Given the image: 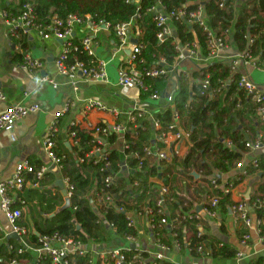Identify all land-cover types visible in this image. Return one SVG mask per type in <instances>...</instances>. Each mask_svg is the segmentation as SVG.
Returning <instances> with one entry per match:
<instances>
[{
  "label": "trees",
  "instance_id": "trees-1",
  "mask_svg": "<svg viewBox=\"0 0 264 264\" xmlns=\"http://www.w3.org/2000/svg\"><path fill=\"white\" fill-rule=\"evenodd\" d=\"M29 1L34 7V12L39 22L48 23L52 16L66 18L70 14H92L95 19H103L115 25L129 21L134 18L137 24L143 30L142 41L144 49L141 55L146 58L147 66H160V58L163 57L168 67L175 64L180 53L176 49V43L173 37L169 36L164 42H159L157 33L160 30L154 15L147 9L155 3V0H22L21 5ZM196 0H164L167 10H173L174 7H182L187 2L189 9L196 5L192 3ZM192 3V4H191ZM206 12L209 16V25L218 35H224L226 29L232 32L231 38L234 40L239 51L250 50L253 55L264 59V0H241L238 9L227 7L218 8L213 2L206 4ZM172 24L176 29L178 39L182 43L197 41L200 48L206 56L208 53L206 34L198 23L189 25L186 20L173 18ZM250 38L253 42H250ZM228 40V36H227ZM79 39L75 40L78 48L72 50L67 61L72 63L77 60L85 62L86 65L95 67L96 58L88 55L82 48ZM204 74L201 72L192 73L189 79L181 74L179 77V87L176 90V108L182 118L189 124V132L193 141V146L189 152L181 159L174 158L161 173L162 164L155 162V166H149L147 161L142 169H138L139 158L128 156L138 152L144 156V148L151 144L154 135L158 132L153 128L151 121L145 114L136 118L134 122L128 124V131L124 137L128 141L129 147L123 151L116 147L119 135L111 134L101 136L98 139L92 133V129L83 126L80 122L69 126V133L75 131V140L78 145L68 147L63 139L60 140L59 127L62 125L65 114L58 116L55 133L54 153L59 157L64 178H68L74 185V191L70 199V205L67 208L57 206L62 202L63 196L59 187L53 186L52 189H23L18 192L16 206H20V201L25 200L31 203L37 200L40 211L34 217L33 225L36 233H29L26 239L37 245L40 243L39 236L59 232L67 237H74L88 242L94 239L97 242L108 243L116 241L117 236L126 239L128 235H138V230L128 224V216L131 212H145L144 208L152 209L155 215V236L169 246L173 245L175 240L181 245L183 251L190 250V253L196 257H202L206 251H198L199 245H204L210 250L209 255L213 258L231 260L235 257L237 248L221 241L215 235L205 231L209 228L206 219L195 217L196 202H200L206 188L202 185L194 186V195L184 196L181 194L178 186L179 176H187V169H203L205 175L203 180L214 173H223L229 171L234 162L241 157V151L244 148L245 134L243 129L250 128L252 131L258 129L254 122L257 116V104L248 101L241 91L242 104L237 100L231 99L238 85V74L231 72L230 67L225 62H215L205 67ZM209 76L213 85H217L221 80L233 79L230 87L224 90L220 96L208 98L202 94V86L197 82V78ZM169 76L149 77L146 83L149 85V91H142L144 95L150 96L153 92L164 93L168 86ZM194 81L191 83V81ZM162 124V130H168L173 122V110L170 107L164 108L155 114ZM240 122V124L238 123ZM227 136L231 138L237 150H230L220 137ZM101 147L103 155L91 154L95 147ZM106 157V159H104ZM83 159V161H81ZM110 165L107 166V162ZM261 167H264V153L259 155ZM127 163L128 169H125L123 163ZM35 165V164H33ZM41 163L35 165L39 169ZM160 168V169H159ZM119 173V176L113 184L106 186L105 178L109 175ZM35 174V175H34ZM167 185L170 192L161 193V185L150 181V178L159 177ZM31 179L41 186H46V179L50 176L45 173L42 178H38L36 173L30 174ZM193 179V177L191 176ZM181 180V179H180ZM137 184L135 185V183ZM185 187H190L185 183ZM52 187V188H53ZM260 191L264 193V184H260ZM95 189L96 194L108 192L114 196L113 203L104 208H95L91 202L89 193ZM222 195L220 201L221 209L228 212L227 204L231 202L230 195H223L222 192L215 190ZM166 198L165 205L157 204V197ZM201 198V199H200ZM54 213L45 217L44 214ZM261 214V211H257ZM163 217H179V223L175 226L159 227L158 222ZM109 223V226L107 225ZM116 227V232L112 226ZM202 226L203 231L200 230ZM208 230V229H207ZM191 232L188 237L187 232ZM201 233L199 236L198 234ZM176 234V236H173ZM15 243L12 249H9V243ZM19 244L11 239L9 242H0V264H10L15 258L30 257L29 254H19L17 252ZM137 249L126 252L127 260H132ZM143 255H147L143 253ZM72 259V256H71ZM90 256H74L73 264H93L90 262ZM264 256L250 260L248 264H262ZM44 264H51L50 258L43 260ZM95 264H100L97 261ZM159 264H174L170 261H160Z\"/></svg>",
  "mask_w": 264,
  "mask_h": 264
},
{
  "label": "built area",
  "instance_id": "built-area-1",
  "mask_svg": "<svg viewBox=\"0 0 264 264\" xmlns=\"http://www.w3.org/2000/svg\"><path fill=\"white\" fill-rule=\"evenodd\" d=\"M134 2L136 0H128ZM246 1V0H245ZM248 1V0H247ZM250 1V0H249ZM213 2L218 8L225 9L227 7H233L238 9L241 0H196L193 1L196 6L195 10L187 11L189 9L188 2L182 7L171 8L173 10L168 11L167 6L164 4V0H155V3L151 5L147 11L154 15L160 30L157 33V39L159 42H164L169 36L173 37L176 43V49L179 51L182 57L190 59H202L204 58L208 62V66L217 61L220 53L232 45V32L226 29L225 36L218 35L215 30L209 25V16L206 12V4ZM191 3V4H192ZM3 16L12 37L21 38L27 36L32 32H37L43 39H60L63 43V51L55 60V66L58 72L67 77L70 83L76 88V82L78 78H84L86 80L95 79L101 80L107 77V70L105 62L97 57V51L101 47V36L102 32L110 31L114 34L118 48L125 49L129 47V52L126 53L123 63L118 67V75L120 84L127 88H137L141 91H149V85L146 83V79L149 77L155 78L159 76H168L174 68H178V63L171 67H168L165 62L166 60L160 58V66H147L146 58L141 55L144 49V43L142 41L143 30L134 18L129 21L119 23L114 27L103 19L97 20L92 14H70L66 18H59L57 15L52 16L51 21L48 23L39 22L34 12V7L31 2L25 1L21 5V11L18 15L10 14L7 11L3 12ZM173 18L186 20L189 25L198 23L206 34L207 50L208 53L205 56L200 48V43L197 41L182 43L178 39L176 29L172 24ZM228 36V40H227ZM79 39L82 48L88 55L96 58L97 65L91 67L85 64V62L77 60L69 63L67 61L69 54L72 50L77 49L78 46L75 40ZM250 42L253 39L250 38ZM129 45V46H128ZM250 65L257 69L264 70V59H260L259 56L253 55L250 50L238 51L234 56L231 57V63L229 65L230 70L234 74H238V85L235 88V93L231 95V99L237 100L240 106H243L242 97L239 95V91L243 93V96L251 103L257 104V118L261 124H264V90L261 89L250 77L248 73L240 72L238 68L241 65ZM21 67L24 70H37L43 68V62L34 57L29 51H26L23 56ZM207 67V66H206ZM205 67L199 69L198 72L204 74ZM182 74L187 78H192V73L186 70L182 71ZM42 81L53 83L55 87L58 84L53 79H49L47 76L41 78ZM197 82L202 86V94L207 95L208 98H215L220 96L228 87L231 86L233 79L221 80L217 85H213L209 76L204 78H197ZM77 89V88H76ZM176 91L169 93L166 98L168 105L167 107L173 110V122L170 124V128L162 130V124L158 118L152 116L149 119L153 125V128L158 132L154 135L151 144L144 148V156H140L138 152H134L131 155L125 154V159L128 156L138 157L139 165L138 169H142L147 161L149 166H155V162L162 164L161 173L166 169L165 167L173 162L174 158H183L193 146V141L190 136L189 130L183 128L182 116L176 108ZM165 95L158 91L153 92L150 97L159 99ZM6 99L5 93L0 91V101ZM75 106L73 101H69L65 104L64 112L59 113L53 123L49 126L48 132L44 139L45 147L48 149L49 157L51 160L58 164L60 159L53 151L55 146V133L58 131L57 122L58 116L69 111ZM40 105L38 103L33 104H10L3 111L0 112V131L3 129L13 130L17 122L27 117L31 113L39 111ZM91 110H98L102 112H108L112 116H118L121 111L117 108H110L101 101L88 100L82 113L85 115ZM144 113L140 111L133 112L130 116V122H134L137 117L142 116ZM146 115V114H145ZM78 121L73 120L72 125H75ZM125 126L121 123L114 122L111 125L99 123L95 126L89 125L92 129V133L98 139H103L101 136H108L111 134H122L125 135L128 131V124ZM245 134L244 148L241 151V157H239L229 171L223 173H214L204 179L205 172L203 169H187V173L194 178L196 185H202L206 188L203 202V209L200 212H196L195 217L202 218L203 215L207 218H218L224 210L221 209L220 201L222 195L215 192L218 190L223 195H230L231 202L227 204V208L231 212V215L236 223L242 225L246 231L240 235L239 247L236 255L232 260H235V264H248L250 260L258 258L257 251H249L248 248L253 247L255 242L253 238V232L256 231L258 236V242L264 244V193L258 189L252 183H249L251 177L261 175V183L264 184V167H261L259 161V155L264 150V131L257 129L255 132L250 128L243 129ZM71 139V146L78 145V141L74 139L76 133L71 131L69 133ZM220 140L230 150H237L235 142L227 137L219 135ZM128 141L123 139V145L121 150L128 148ZM187 152V153H186ZM91 154H97L102 156L101 147H95ZM106 159V157H104ZM83 161V159H81ZM107 166L110 165L108 161ZM123 166L128 169L127 163L124 162ZM159 168V169H160ZM46 166L42 165L39 169L35 167L28 160L20 161L16 164L13 175L6 180L0 181V208L4 211L10 225L11 231L20 238V245L17 248L19 254L26 253L29 249H34L38 252L39 257L36 259L34 264H44L43 260L50 258L51 264H73L74 256H90V262L95 264V257H98L100 264H159L160 261L169 258L168 253L172 252L174 248L180 249L181 245L178 240L173 242L172 246L162 242L160 238L155 236V215L152 209L144 208L145 213L148 215L149 228L156 241L157 250L146 251L137 248L138 237L134 235L126 236V244L113 243L111 246L104 247L102 249H90L86 245L90 242H94V239H89L88 242H84L81 239L74 237H67L59 232H54L48 235L39 236V244L29 242L26 236L30 230L26 224L23 223L22 218L24 214L23 205L25 201L21 200L20 206H16L17 195L25 185V174L36 173L38 178H42L46 173ZM130 172V169L127 170ZM163 174V173H162ZM160 174L159 178H162ZM195 174L198 176L196 177ZM119 176V173L109 175L105 178L106 186L113 184L115 179ZM196 177V178H195ZM66 184L67 197L71 199L74 185L69 181L68 178H63ZM150 181L155 182V177H151ZM137 182L135 183V185ZM250 189L249 194L247 193ZM235 191L239 192L238 199L233 198ZM170 189L167 185L161 183V193L167 194ZM97 198V208H104L106 205L113 203L114 196L108 192L100 194L94 193ZM166 198L162 195L157 197V204L159 206L165 205ZM261 211V214H257V211ZM252 211L256 212V216H252ZM142 212H131L128 216V224L134 226L137 229L138 223L136 216ZM202 213V215H201ZM179 217L173 219L163 217L158 222L159 227L175 226V223H179ZM109 226V223H107ZM114 232L116 227L111 225ZM200 230L203 231L202 226ZM191 236V232L186 233ZM199 236L201 233L198 234ZM173 236H176L174 234ZM96 242V241H95ZM135 244V247H132ZM198 251H206L203 256H210V250L206 249L204 245H199ZM132 249H137L138 252L133 255L132 260H127L126 252ZM190 252V250H188ZM146 253L147 255H143ZM72 256V259H71ZM212 257V256H211ZM25 260L15 258L10 261V264H22ZM180 264H206L198 259L189 260L185 263ZM211 264V263H208ZM264 264V261L263 263Z\"/></svg>",
  "mask_w": 264,
  "mask_h": 264
},
{
  "label": "crops",
  "instance_id": "crops-1",
  "mask_svg": "<svg viewBox=\"0 0 264 264\" xmlns=\"http://www.w3.org/2000/svg\"><path fill=\"white\" fill-rule=\"evenodd\" d=\"M21 2L22 0H0V91L6 95V99L0 101V112L10 104L19 103H38L40 109L17 122L13 130L9 131L3 129L0 131V181L9 179L14 173L16 164L20 161L26 159L35 165L41 163V166H46V173L50 174L46 179L47 185H39L34 182L33 178L31 179L32 175L30 174L33 173H26L23 189H52L55 192L57 190L53 186L59 187V191L63 196V203L61 202L57 206V211L60 208L62 209L66 203L67 195L64 194L66 184L63 180L64 174L62 167L54 163L49 157L44 139L49 126L53 123L57 115L65 111L64 108L67 102L73 101L75 106L64 113L66 116L62 125L59 127V133L60 140L63 139L65 144L71 147V137L68 129L69 126L72 125L73 120L89 128V125L95 126L99 123L111 125L114 122L121 123L125 126L129 123V115L136 111L143 112L146 114L147 118L152 119V116L167 107L168 102L166 96L178 89L179 77L182 71L186 70L189 73H196L202 67L208 66V62L204 58L190 59L179 55L176 60L179 65L178 68H174L168 75V86L165 95L159 99H154L144 95L140 89L127 88L120 84L118 67L123 63L126 53L129 52V47L125 49L118 48V42L114 34L110 31H106L100 34L102 43L97 51V57L105 62L107 77L101 80L78 78L76 89L74 88L75 84L73 85L67 77L61 75L55 66V60L63 51L62 40L55 38L43 39L35 31L21 38L11 36L3 12L7 11L10 14L18 15L21 11ZM26 51H29L34 57L39 58L43 62L42 69L28 71L21 67L23 56ZM238 51L239 49L232 39L231 47L222 51L216 62L222 61L230 64L231 57ZM238 70L248 73L252 80L264 90L263 69H257L248 64H243ZM43 76L53 79L54 82L58 84V87H55L53 83L42 81L41 78ZM94 99L101 101L110 108L119 109L121 114L112 116L108 112L91 110L84 115L82 109H84L86 102ZM254 122L257 124L258 129L264 131V124L258 121L257 116L256 118L254 117ZM238 123L240 124V122ZM181 124L183 128L189 130V124L186 119L182 118ZM123 139L124 136L120 134L116 147L122 148ZM262 153H264V150ZM178 178L179 181L175 185L178 186V189H181H179L181 194L184 196L194 195V186H199L194 182V178L192 179L191 175L188 173L187 176L180 175ZM61 181H63V186L61 185ZM261 181V175H256L251 177L249 183H252L254 187H259L260 184H262ZM155 182L159 185L163 183L159 177H155ZM185 183L190 187H185ZM249 191L250 189L247 191L248 194ZM94 193L95 189L89 193V197L91 202H93V206L97 208V198ZM238 195L239 192L235 191L232 196L234 199H238ZM204 196L202 199L200 198V202H196V210L203 202ZM23 209V223L28 226L30 230L29 233H36L33 219L40 211L37 200H32L30 204L25 201ZM227 211L228 212L223 211L221 213L223 215L222 217H220L219 214L218 218H215L219 220L221 232H223L226 237L225 239H219L234 245L238 249L240 248V235L246 231V229L234 221L229 209ZM52 214L54 213H46L44 216L47 217ZM257 214L255 211H252V216H256ZM136 219L138 223L137 248L146 251L157 250L156 241L149 228L148 215L145 212L140 213L136 216ZM203 219H206L205 222L209 227L213 225L209 222L210 218L203 215ZM36 234L38 235V233ZM253 238L255 240L253 247L248 248V250H255L257 251V256H264V244L258 242L256 231L253 232ZM11 239L15 240L20 245V238L11 231V225L4 211L0 208V242H9ZM114 240L108 243L97 241L89 242L86 246L90 249H102L111 246L115 242L122 245H125L127 242L126 239L120 238L119 236H117L116 241ZM14 244L15 243L10 242L9 249H12ZM24 254H29L30 257L20 258L25 260L22 264H34L39 257L38 252L34 249H29ZM168 257L167 261L174 264L185 263L193 259H198L206 264H214L213 261L215 259L211 256L196 257L189 251H183L181 248H174L172 252L168 253ZM94 259V263L99 260L98 257ZM231 263L233 264V262Z\"/></svg>",
  "mask_w": 264,
  "mask_h": 264
},
{
  "label": "rangeland",
  "instance_id": "rangeland-1",
  "mask_svg": "<svg viewBox=\"0 0 264 264\" xmlns=\"http://www.w3.org/2000/svg\"><path fill=\"white\" fill-rule=\"evenodd\" d=\"M194 81L192 80L191 83H193ZM256 118V116H255ZM205 193H203L202 195L204 196ZM223 215L220 214V217H222ZM209 222L212 223L213 225L210 226L209 228L205 229L206 232L210 233V234H213L215 235L217 238H220V239H225L226 237L224 236L223 232H221V227H220V223H219V220L218 219H212L210 218L209 219ZM212 231V232H211ZM233 262V264H235V260H226V259H218V258H215L213 263L214 264H232L231 262Z\"/></svg>",
  "mask_w": 264,
  "mask_h": 264
},
{
  "label": "water",
  "instance_id": "water-1",
  "mask_svg": "<svg viewBox=\"0 0 264 264\" xmlns=\"http://www.w3.org/2000/svg\"><path fill=\"white\" fill-rule=\"evenodd\" d=\"M195 176L197 177L198 175L195 174ZM61 185L63 186V181H61ZM64 194L67 195V191H66V189L64 190ZM69 205H70V199H69V197H67V198H66V203H65V205H64L63 208H67ZM202 209H203V205H199V206L197 207V210H196V211H197V212H200V211H202ZM132 247L134 248V247H135V244H132Z\"/></svg>",
  "mask_w": 264,
  "mask_h": 264
}]
</instances>
